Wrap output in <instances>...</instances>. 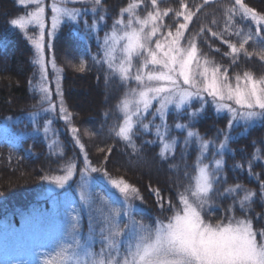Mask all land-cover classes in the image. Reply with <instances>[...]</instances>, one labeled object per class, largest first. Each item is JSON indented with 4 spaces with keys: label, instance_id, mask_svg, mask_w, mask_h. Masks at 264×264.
<instances>
[{
    "label": "snow or ice",
    "instance_id": "obj_1",
    "mask_svg": "<svg viewBox=\"0 0 264 264\" xmlns=\"http://www.w3.org/2000/svg\"><path fill=\"white\" fill-rule=\"evenodd\" d=\"M78 2L86 3L88 0H51L50 31L47 33L49 36L55 35L65 18L76 23L81 22V11L68 7V4ZM205 2L207 3V0ZM19 3L22 6L31 4L34 9L25 16L11 19L9 23L20 29L34 48L33 64L38 66L39 78L32 88L40 94L41 104L47 105L42 111L55 112L57 104L52 99L45 56V29L49 27L47 5L45 0H19ZM91 3L94 5L91 9L94 15L102 10V0H91ZM151 4L154 11L148 12L145 18H140L137 14L140 7L138 3L128 4L121 10L111 30L104 34L102 40L98 22L89 25L86 20L82 21V39L87 41L95 34L102 50L100 62L107 65L110 74L125 86L132 82L136 84L135 88H128L116 105L121 120L111 129L112 134L135 148L133 138L139 132L148 133L154 128V134L162 144L160 156L166 158L169 153L174 154L178 143L176 137L171 136L173 129L167 124L170 107L178 114L185 115L190 122H195L210 102L218 113L230 114L228 130H221L219 133L223 140L219 144L206 140L189 124L177 123L174 126L175 129L186 132L183 141L185 149L195 144L198 156L193 166V174H185L189 184L184 191L176 193L177 201L182 207L175 209L169 202V209L173 214L167 222L157 219L153 224L136 219L137 210L130 202L129 196L138 194L139 190L123 178L112 179L106 170L92 167L86 154L84 168L79 173L76 185L79 196L77 207L75 201L69 199L67 194L70 182L77 175L76 163L69 161L63 167L62 175L44 177L55 186L49 188L48 193L57 200L63 198L65 204V212L60 219L61 226L55 236L50 237L54 241L52 246L25 245L29 259L16 260L14 264H264V232L258 233L254 230L250 220L238 219L233 215L226 221L220 220L213 224L206 221L202 214L205 206L210 203L211 196L217 191L215 185L222 179L226 182V177L220 175L224 167L223 159H213L212 167L204 162L210 145L223 157L232 140L230 133L234 125L242 122L247 126L257 119L264 120V76L257 78L253 73L245 71L243 75L236 74L233 83L227 69L222 70L219 64L200 53L195 36L185 38V32L195 12L189 11L187 5L182 4V11L175 15L182 17L183 22L177 23L174 32L168 28L165 33L161 31L165 25L159 21L168 16L170 10L156 9L157 0H151ZM235 5L239 7L226 9L228 22H231L233 15L239 11L241 16L250 17L257 25H264V14L248 7L243 0H235ZM125 15L127 20L124 19ZM99 19L103 20L104 17ZM30 26L35 27L38 33L29 35ZM204 31L211 30L201 29V32ZM236 35L239 36L240 33L237 32ZM211 36L217 37L218 33L211 32ZM252 39L251 33L244 35L239 46L223 40L230 49V53L225 55H232L234 61L241 52L251 56L247 53L245 45ZM259 42L264 43V37H260ZM259 55L260 59L264 60V49ZM134 62L138 64L135 71ZM51 66L54 72L62 71L57 69L54 58ZM84 69L85 64L81 61L77 70L82 72ZM55 94L60 98L59 111L63 114L62 119L70 122V114L64 107L59 75L55 79ZM194 100L201 102L199 109L192 110ZM154 103L157 107L150 111ZM32 115L35 117L39 113ZM148 115H152L153 119L145 123ZM157 117L161 121L158 125L155 124ZM51 124V120L45 122V135L50 131ZM33 131H40L38 124ZM71 131L75 142L83 150L84 145L76 135L79 130L72 127ZM52 143L58 145L59 141L53 139ZM256 152L257 155L253 158L260 159L259 149ZM60 154L62 155V148ZM235 167L243 166L237 164ZM251 167L249 164L247 169L250 175ZM97 172H102L101 178L107 179V194L92 187L91 174ZM57 188L64 191L57 194ZM260 188L261 194L264 195V183L260 184ZM224 193L236 197L235 202L241 209L250 205L256 196V192L238 184L225 188ZM155 195L159 197V191H156ZM160 206L163 208V203ZM83 211L88 215L89 231L86 236L81 232ZM42 215L29 213L24 217L20 229L9 224L5 229V249L8 247L9 234L23 238L27 233L42 232L43 228L38 219V216ZM97 243L101 245L99 252L94 250ZM40 248L45 250L39 251ZM3 264L13 262L5 259Z\"/></svg>",
    "mask_w": 264,
    "mask_h": 264
},
{
    "label": "trees",
    "instance_id": "obj_2",
    "mask_svg": "<svg viewBox=\"0 0 264 264\" xmlns=\"http://www.w3.org/2000/svg\"><path fill=\"white\" fill-rule=\"evenodd\" d=\"M130 3H138L144 12L154 10L151 0H102V10L96 15L92 11L83 12L80 23H63L52 39L46 38L45 51L55 59L57 69L62 70L54 75L53 82L55 76L61 77L64 107L70 114V122L55 120L53 123V138L59 144L52 145L43 134L33 132L28 123L33 113L42 112L47 105L41 104L40 94L32 88L39 78L38 66L33 64L34 48L23 32L9 23L13 18L27 15L32 6H22L19 0H0V124L11 121V132L0 135V264L5 259H10L13 264L16 260L29 259L25 245L52 246L54 241L50 237H54L61 226L65 204L63 198L57 200L48 193V189L55 186L44 177L59 175L69 161L76 163L77 175L70 182L67 194L77 207L79 196L76 185L79 173L84 168L86 154L92 167L106 170L112 179L123 178L139 190L130 201L137 210L136 219L153 224L155 220L163 221L173 214L169 202L174 207L180 206L176 193L184 191L189 184L185 174H193L198 156L195 144L185 149L183 141L186 132L174 126L177 123L189 124L200 136L216 144L223 140L220 131L228 130L227 115L218 114L208 103L195 122H190L186 116L175 111L168 113L167 124L173 129L171 136L176 137L178 143L174 154L169 153L166 158L160 156L162 144L154 134V128L148 133L139 132L133 138L135 148L112 134L111 129L121 120L116 105L129 86L134 84L125 86L110 74L106 64L100 62L102 54L95 34L87 41L82 39V21L86 20L89 25L98 22L101 37ZM243 3L264 14V0H243ZM182 4L195 12L185 38L195 36L203 56L219 64L222 70L227 69L230 78L236 74L243 75L245 71L257 78L264 76V60L259 55L264 49V43L259 42V38L264 37V25H256L254 20L241 16L239 11L228 22L226 9L239 7L235 5V0H207V3L205 0H157L156 9L170 10L169 15L162 19L165 25L163 32L166 33L168 28L175 31L177 23L183 22L182 17L175 15L182 11ZM78 7L92 9L94 5L88 0ZM101 16L103 20L99 19ZM201 29L211 31L201 32ZM211 32L218 33V36L212 37ZM249 33L253 39L245 45V49L251 56L241 52L234 61L232 55H225L230 53V49L223 40L239 46L243 36ZM81 61L85 64L82 72L77 70ZM52 74L48 79L52 78ZM50 87L54 91L53 83H50ZM151 117L148 115L144 122L152 121ZM160 123L157 117L155 124ZM72 127L79 130L76 135L84 145L83 150L75 142ZM230 134V151L226 149L221 157L210 145L204 161L212 167L213 159H223L224 167L220 175L226 177V182L222 179L215 185L217 191L205 206L204 218L216 223L234 215L250 220L254 230L264 231V195L260 188V184L264 183V120L260 119L247 129L243 125L232 128ZM257 149L260 159L253 158L257 155ZM237 164L243 167H235ZM249 164L252 166L251 175L247 170ZM91 175L93 189L107 194V179L101 178L102 172ZM237 184L256 192L250 205L243 209L235 202L236 197L224 193L225 188ZM62 191L55 189L57 194ZM156 191H159V197L155 195ZM240 196L242 198V192ZM119 198L123 201L122 196ZM29 213L43 214L38 216L43 231L27 233L23 238L9 234L5 249V229L9 224L20 229L24 217ZM81 215V232L86 236L89 231L88 215L86 211ZM100 248L101 245L97 243L94 250L99 252Z\"/></svg>",
    "mask_w": 264,
    "mask_h": 264
},
{
    "label": "rangeland",
    "instance_id": "obj_3",
    "mask_svg": "<svg viewBox=\"0 0 264 264\" xmlns=\"http://www.w3.org/2000/svg\"><path fill=\"white\" fill-rule=\"evenodd\" d=\"M87 3V2H86ZM45 4L47 5V12H46V15H47V18H48V23H49V27L48 28H46L45 29V44H46V38H49V39H52L53 38V36H49L47 33H48V31H50V17H51V8H50V5H51V0H45ZM80 4H83V3H81V2H78V3H70V4H68V7H70V8H77V9H79L80 11H81V13H90V11H91V9L90 8H86V9H84L85 7H78V5H80ZM24 6H26V7H28V6H32V8H31V10L30 11H32L33 9H34V6L33 5H31V4H27L26 3V5H24ZM29 11V12H30ZM152 11H154V10H152ZM148 12H150V11H146V12H144L143 10H142V8H141V6L137 9V14L140 16V18H145L146 17V15H147V13ZM23 16H25V15H23ZM124 19L125 20H127L128 19V17H127V15H125V17H124ZM162 21V20H161ZM161 21H159V23H161ZM66 22H70V23H74V21H72V20H69V19H67V18H65L64 19V22L63 23H66ZM255 22V21H254ZM62 23V24H63ZM161 24H163V21H162V23ZM255 24H256V22H255ZM257 25V24H256ZM99 26V25H98ZM112 27V26H111ZM111 27H110V29L107 31V32H109L110 30H111ZM59 28V27H58ZM163 29V28H162ZM162 29H161V31H162ZM58 30V29H57ZM57 32V31H56ZM163 32V31H162ZM174 32V31H173ZM38 33V30L35 28V27H29L28 28V34L29 35H35V34H37ZM56 34V33H55ZM158 35H159V33H158ZM104 36V35H103ZM103 36H101L100 38H101V40L103 39ZM46 49V48H45ZM99 51L101 52V54H102V50H101V48L99 49ZM45 56H46V62H47V67H48V76L49 75H51L52 73H54V74H52V78L51 79H49V82L50 83H53V89H54V91H52V99H53V102L54 103H56L57 104V109H56V111L55 112H51V113H45V112H40L39 113V115H37V116H33V115H31L30 117H29V124H31V126H32V131H33V129L37 126V124L39 125V128H40V131H38V132H35V133H41V134H43L46 138H48V140H49V142H50V144H52L53 145V135H54V133H55V130H54V126H53V123L55 122V120H60V121H63V122H66L64 119H62V113H60V111H59V97L55 94V81L53 82V77H54V75L55 74H57L58 72H54L53 70H52V66H51V61H52V55H50V56H48L47 55V53H46V51H45ZM136 66H138V64H137V62H134V71H135V67ZM230 78V77H229ZM55 79H56V76H55ZM230 80H232V82L234 83V78H230ZM134 85H130L129 87H131V88H135L136 87V84H135V82H132ZM209 101H210V98H209ZM209 104H211L210 102H209ZM212 105V104H211ZM213 106V108H214V110L216 111V109H215V107H214V105H212ZM47 106H45L44 108H46ZM155 107H157V105L154 103V105H153V109L152 110H150V111H153L154 109H155ZM201 107V102L199 101V100H194L193 101V103H192V110H195V109H199ZM171 111H174L171 107H170V109H169V112H171ZM168 112V113H169ZM176 112V111H175ZM217 112V111H216ZM177 113V112H176ZM218 113V112H217ZM218 114H220V115H227V117L230 119V114L229 113H226V112H219ZM152 116V115H151ZM185 116V115H184ZM151 118H153V117H151ZM36 121V123L34 124L33 123V121ZM47 120H51L52 121V124H51V129H50V131L47 133V135H45V133H44V131H43V128H44V125H45V122L47 121ZM260 119H257V120H255L252 124H250V125H244L242 122L240 123V124H238V125H234L233 126V128H237L238 126L240 127L241 125H243V126H245L246 127V129L248 128V127H250V126H252L253 124H255L256 122H258ZM10 123H11V121H9V122H6V123H2V124H0V135H8L10 132H11V126H10ZM34 132V131H33ZM207 164H209V163H207ZM144 166H145V164H144ZM214 166V165H213ZM63 174V172L62 173H60L59 175H62ZM119 194V193H118ZM136 194H130V196H129V200L131 201V199H133V197L135 196ZM132 203V202H131ZM180 207H182L181 205L179 206V207H175V209H179ZM173 212V211H172ZM203 215H204V212L202 213ZM238 219H244V218H239V217H237ZM206 220V219H205ZM164 222H167V219H165V220H163ZM207 221V220H206ZM209 222H211V221H209ZM211 223H213V224H215V222H211ZM258 233L259 232H264V231H257ZM259 237V236H258ZM258 239H260V237L258 238Z\"/></svg>",
    "mask_w": 264,
    "mask_h": 264
}]
</instances>
